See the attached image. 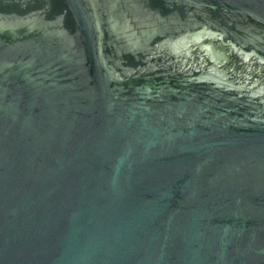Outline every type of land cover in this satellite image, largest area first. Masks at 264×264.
<instances>
[{
    "label": "water",
    "instance_id": "95a60500",
    "mask_svg": "<svg viewBox=\"0 0 264 264\" xmlns=\"http://www.w3.org/2000/svg\"><path fill=\"white\" fill-rule=\"evenodd\" d=\"M0 264H264V0H0Z\"/></svg>",
    "mask_w": 264,
    "mask_h": 264
}]
</instances>
